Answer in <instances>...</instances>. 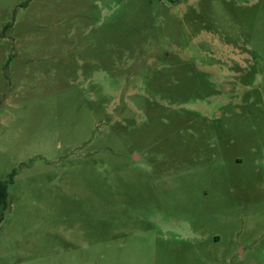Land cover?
<instances>
[{
	"label": "rangeland",
	"instance_id": "rangeland-1",
	"mask_svg": "<svg viewBox=\"0 0 264 264\" xmlns=\"http://www.w3.org/2000/svg\"><path fill=\"white\" fill-rule=\"evenodd\" d=\"M0 264H264V0H0Z\"/></svg>",
	"mask_w": 264,
	"mask_h": 264
},
{
	"label": "trees",
	"instance_id": "trees-1",
	"mask_svg": "<svg viewBox=\"0 0 264 264\" xmlns=\"http://www.w3.org/2000/svg\"><path fill=\"white\" fill-rule=\"evenodd\" d=\"M7 197V185L0 183V204L6 200Z\"/></svg>",
	"mask_w": 264,
	"mask_h": 264
}]
</instances>
